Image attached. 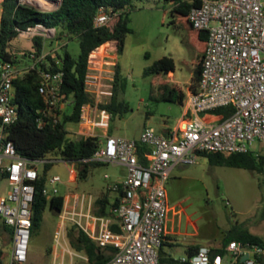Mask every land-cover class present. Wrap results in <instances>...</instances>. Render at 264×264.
I'll list each match as a JSON object with an SVG mask.
<instances>
[{
    "label": "built area",
    "instance_id": "1",
    "mask_svg": "<svg viewBox=\"0 0 264 264\" xmlns=\"http://www.w3.org/2000/svg\"><path fill=\"white\" fill-rule=\"evenodd\" d=\"M188 16L194 27L208 30V42L198 89L186 92L182 115L167 134L152 125H145L138 137L107 132L112 113L101 104L112 94L116 53L101 47L89 54L84 90L92 100L82 104L74 132L98 137L95 150L83 160L121 164L126 172L108 185L120 191L109 214L93 211L95 197L90 193H76L64 200L54 231L55 246L62 245L72 255L88 259L68 245L66 224L73 222L99 247L114 248L102 264H258L264 259V244L239 239L230 240L223 253L213 254L212 245L206 244L172 260L163 259L160 252L167 208L165 187L173 167L195 162L200 151L228 154L253 149L255 141L264 142V0H201L190 8ZM108 17V12L99 9L94 24H103ZM54 32L53 27L38 22L20 29L18 35L32 38ZM44 55L31 53L32 60L23 67L10 60L0 61V176L8 182L7 193L0 194V218L12 230L8 264L27 259L34 195L30 180L40 173L39 162L56 160L21 156L13 141L4 138L5 126L18 117L12 100L13 79L36 68L38 91L45 103L37 110L39 126L46 122L45 116L57 121L69 105L61 93L62 71L41 66L38 62ZM55 63L59 66L60 59ZM227 105H232L233 111L219 120L213 110ZM140 145L146 147L144 163L138 158ZM70 171L76 175L74 166ZM60 180L58 173L47 177V197L58 193L55 183Z\"/></svg>",
    "mask_w": 264,
    "mask_h": 264
},
{
    "label": "rangeland",
    "instance_id": "2",
    "mask_svg": "<svg viewBox=\"0 0 264 264\" xmlns=\"http://www.w3.org/2000/svg\"><path fill=\"white\" fill-rule=\"evenodd\" d=\"M27 1L43 10L56 6L52 0ZM129 25L132 30L126 33L123 49L116 54L121 76L126 80L125 88L118 91L117 101H125L127 109L109 119L107 131L138 137L142 128L149 124L157 131L168 133L182 115L183 100L157 99L155 77L144 74L143 68L162 55H170L174 59V69L167 76L186 89L199 52L198 42L194 32L172 21L170 5L164 0H134L129 9ZM62 36L61 39L51 33L45 35L43 54L62 53L66 48L76 56L79 53L77 38ZM31 43V38L18 35L11 40L9 47L20 54ZM24 65L26 62L19 63L20 67ZM67 126L72 135H77L74 132L77 123L69 122ZM253 150L264 158V142L255 141ZM49 157L53 156L47 154L44 158ZM54 158L56 160L45 173L47 177L54 173L60 175L61 180L55 186L61 194L78 191L94 197L99 193L95 196L97 198L106 184L121 179L126 172V167L121 164L99 163L90 167L85 178L74 180L70 178V170L72 166L77 170V163L64 161L60 156ZM37 167L42 173L45 163L39 162ZM48 188L52 186L48 184ZM165 188L164 231L167 242L163 248L171 256L181 257L189 246L195 244L215 246L236 225L245 226L264 238V169L214 164L207 156L199 155L195 162L177 165ZM7 191V179L0 176V194ZM55 212L54 208L47 206L39 226L30 231L26 261L14 264H87L86 260L72 255L62 245L55 246L54 231L60 218ZM0 247H4L3 261L8 264L10 243L2 236Z\"/></svg>",
    "mask_w": 264,
    "mask_h": 264
},
{
    "label": "trees",
    "instance_id": "3",
    "mask_svg": "<svg viewBox=\"0 0 264 264\" xmlns=\"http://www.w3.org/2000/svg\"><path fill=\"white\" fill-rule=\"evenodd\" d=\"M134 0H61L58 7L51 10H43L35 5L22 0H1L0 13V61L10 60L19 65L21 62L28 64L32 58L31 53L40 56L43 53L44 36L34 35L31 46L17 54L11 49V40L18 36L19 30L28 25L42 23L46 27L55 29L54 37L63 38L76 37L79 44V53L74 56L66 48L62 53H46L38 63L43 67L60 69L63 82L61 93L69 100V105L57 120H51L45 116L46 122L39 126L37 124V110H41L45 103L38 91L39 74L36 68H28L22 74L13 79V103L17 107V119L5 126L4 138L13 141L17 153L29 159L44 158L47 154L60 156L67 161L77 163L76 178L82 179L88 175L92 165L106 162L85 161L91 156L97 146V136L72 135L68 128L69 122H77L82 104L91 101V97L84 90V75L89 54L101 47H106L118 54L123 49L124 38L132 28L129 25V9ZM170 5L172 21L185 25L188 30L194 32L198 42L199 52L192 65V75L189 89L196 91L199 86L204 53L208 42V30L194 27L189 20V10L197 6L201 0H164ZM102 9L108 12L109 17L100 25H95L93 17ZM65 46V44L63 45ZM56 58L60 59V65H56ZM174 69V59L170 55H162L154 59L143 68V73L153 75L157 86V99L177 100L182 102L184 91L173 83L167 74ZM126 80L121 76L118 63L114 69V81L110 100L102 103L112 116L122 113L127 109L125 101H117V94L124 89ZM234 107L232 105L220 106L213 111L219 120L228 116ZM43 116V114H42ZM167 134V132L165 133ZM145 146L140 145L138 158L146 162L143 155ZM199 155H205L214 164H226L229 166L244 167L248 169H264V158L255 153L253 149L223 153L219 151H200ZM50 158V157H49ZM51 162H46L42 173L35 179L30 180L34 185V195L31 203V230L39 226L43 213L47 206L55 210H61L64 202V194L56 193L51 197L45 194L47 176L45 171ZM0 175H3L1 173ZM120 191L113 190L106 185L100 196L95 198L93 211L100 214H109V208L118 200ZM11 228L0 218V236L10 241ZM66 238L71 247L84 252L88 259L87 264H102L114 251V248L106 246L99 247L95 241L80 230L75 223L66 224ZM164 231L160 252L163 259H173L163 246L167 242ZM232 239L250 240L264 244V238L241 225L234 226L226 234L221 242L212 246V253H223L226 244ZM200 244L191 245L187 248V254L197 250ZM5 256L4 247H0V264ZM258 264H264L260 259Z\"/></svg>",
    "mask_w": 264,
    "mask_h": 264
},
{
    "label": "crops",
    "instance_id": "4",
    "mask_svg": "<svg viewBox=\"0 0 264 264\" xmlns=\"http://www.w3.org/2000/svg\"><path fill=\"white\" fill-rule=\"evenodd\" d=\"M116 58H117V55H116ZM117 61V60H116ZM118 63V62H117ZM169 73H172V71H170ZM189 84H190V81L188 82V84L186 85V89H184V88H182V90L184 91V92H187L188 90H190L189 89ZM149 125V124H148ZM108 132V131H107ZM109 133V132H108ZM180 164V163H179ZM179 164H177V165H179ZM177 165H175L174 167H173V169L177 166ZM124 166V165H123ZM172 169V170H173ZM76 171V170H75ZM171 175H172V172H171ZM70 178L71 179H74V180H76V177L75 176H70ZM122 178V177H121ZM119 180H120V178H119ZM116 181H118V180H116ZM114 182V181H113ZM106 185H109V184H106ZM76 193H79L78 191H71V192H67L66 194H64V200H66V199H69V198H71L72 196H74ZM97 194H99V193H97ZM97 194H95L94 195V197L95 196H97ZM166 240H167V238H166ZM221 242V240L220 241H218L217 243H215V245H217V244H219Z\"/></svg>",
    "mask_w": 264,
    "mask_h": 264
},
{
    "label": "water",
    "instance_id": "5",
    "mask_svg": "<svg viewBox=\"0 0 264 264\" xmlns=\"http://www.w3.org/2000/svg\"><path fill=\"white\" fill-rule=\"evenodd\" d=\"M55 2H56V6L55 7H53V8H50L49 10H51V9H55L56 7H58L59 6V4H60V2H61V0H54ZM29 3V2H28ZM36 7H38V6H36ZM59 211L60 210H56V212L55 213H59Z\"/></svg>",
    "mask_w": 264,
    "mask_h": 264
},
{
    "label": "bare ground",
    "instance_id": "6",
    "mask_svg": "<svg viewBox=\"0 0 264 264\" xmlns=\"http://www.w3.org/2000/svg\"><path fill=\"white\" fill-rule=\"evenodd\" d=\"M53 1V0H52ZM54 5V4H53ZM46 7H48V5L46 4Z\"/></svg>",
    "mask_w": 264,
    "mask_h": 264
}]
</instances>
